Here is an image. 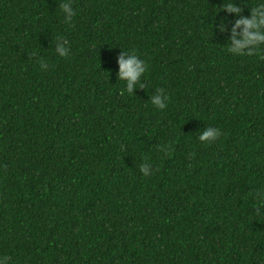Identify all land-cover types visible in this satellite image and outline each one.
Masks as SVG:
<instances>
[{"label": "trees", "instance_id": "1", "mask_svg": "<svg viewBox=\"0 0 264 264\" xmlns=\"http://www.w3.org/2000/svg\"><path fill=\"white\" fill-rule=\"evenodd\" d=\"M60 2L0 0V256L264 264V51L222 48L223 0H71L69 24ZM131 50L147 65L132 95L116 80Z\"/></svg>", "mask_w": 264, "mask_h": 264}, {"label": "clouds", "instance_id": "2", "mask_svg": "<svg viewBox=\"0 0 264 264\" xmlns=\"http://www.w3.org/2000/svg\"><path fill=\"white\" fill-rule=\"evenodd\" d=\"M248 15H243V8L234 3V0H223L219 11H224L226 14H230L235 17L232 21L231 28L227 29L228 35L225 45L227 53L233 57H244L259 55L264 51V0H255L251 6H249ZM60 13L63 16L65 24H69L75 15L71 0H61L59 4ZM217 30L220 33H224L226 25L224 18L219 22ZM239 30V31H237ZM69 41L62 37L57 38L54 44L53 53L59 58H65L69 54ZM35 56V53H33ZM37 63L41 71L48 69V63L43 59L37 57ZM116 80L122 81L124 84V91L128 94H133L134 90L143 88L144 84L141 83L142 77L147 72V65L141 60L134 50L127 52H120L116 57ZM163 89H156L155 95H153L149 102L150 104L159 110H163L166 107L167 97L162 95ZM220 136L219 129L214 127H206L199 132L197 137L198 141L202 144H210L214 142ZM150 165L148 163H141L138 171L148 176ZM258 207L256 211H261V206H264V190L257 193ZM10 257L0 256V264H9Z\"/></svg>", "mask_w": 264, "mask_h": 264}]
</instances>
